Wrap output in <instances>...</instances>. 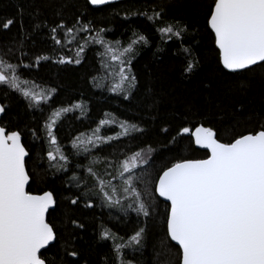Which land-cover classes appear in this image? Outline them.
I'll return each mask as SVG.
<instances>
[{"label":"snow or ice","instance_id":"1","mask_svg":"<svg viewBox=\"0 0 264 264\" xmlns=\"http://www.w3.org/2000/svg\"><path fill=\"white\" fill-rule=\"evenodd\" d=\"M112 2L87 0V4L92 6ZM66 7L67 4L62 5L58 15H62ZM201 7L204 10V31L214 43L216 79L221 85L230 83L238 91L244 90L247 77L243 74L253 72L255 68L264 69V0H207V4ZM137 14L144 15L149 21H163L164 12L161 9L153 11L151 15L147 11ZM19 15L23 16L22 8ZM82 17L83 13L77 14L71 26L61 20L50 27V40L63 47V41L75 43L77 33L92 32L93 21L83 22ZM15 22V18H7L3 22V29H9ZM20 27L23 31L22 23ZM41 27L37 23L34 30ZM191 27L186 21L173 18L156 30L170 40L177 38L183 45ZM61 31L64 33L63 40L59 36ZM104 31L100 28L91 41L84 39L82 44H78L74 60L61 55L55 62L80 64L89 43L101 44L112 53L113 60L119 59L101 37ZM133 35L137 39L123 49L124 53L132 55L127 60H120L119 83L110 89L123 93L124 100L131 99L134 91H139L138 76L132 70L135 55L133 45L148 44L144 35ZM26 38L22 37L21 46ZM11 51L8 49L0 57V85L18 92L28 101L30 108L47 103L57 90L30 89L27 86L29 82L21 80L18 68L31 65H23L22 60L13 64L5 59ZM183 53L185 65L182 74L185 78H191L200 68L201 60L190 44L183 48ZM26 55L21 53V56ZM50 59L52 57L49 55H36L34 63L39 66L41 61ZM234 77L241 79L236 81ZM210 87L211 81L203 82L204 89ZM147 91L150 94L151 87ZM194 107L189 104L179 113L177 131L170 143L177 144L178 138L188 136L189 147L194 145L193 151L206 150L204 157H177L156 171L155 175L144 167L154 159L152 153L155 149L150 145L147 151L141 147L131 156H126L114 172L108 171L113 167L111 161L102 171L96 168V160L89 159L87 164L76 161L75 168H82L86 175L78 177L74 173L70 177L81 188V194L71 199L70 203L78 205L84 199V206L93 208L92 197H96L103 207L115 209L125 218L129 212L135 213L137 218H149L154 213L159 215V197L166 202L165 240L161 243L168 252L173 248L176 250L175 258L169 264H264V124L258 129L242 133H237L235 127L226 129L232 135L228 140H223L220 129L211 121L201 120L198 124H191L192 117L201 115ZM75 109L83 110V105L76 103L71 107L54 109L45 121L47 142L52 149L47 152V160L49 168L54 169L55 173L67 172L73 165L69 155L61 151L54 129H57L63 114ZM2 113H6L4 104H0ZM240 115L239 112H233L234 117ZM100 123L103 125L105 121ZM206 123L208 126H205ZM119 127L122 129L120 136L143 134L145 131L138 124L127 121L121 122ZM170 131V126L159 129L162 135H168ZM22 135L21 131L9 130L0 124V264H78L77 258L81 252L74 243L78 234L72 233L70 239L61 245L60 230L47 218L50 209L55 212L57 206L54 192L41 189L33 193L26 190L33 180V174L27 170L26 157H30V152L22 143ZM111 139L101 136L97 128L86 141L79 137L72 141V147L76 149L72 155H83L79 150L83 147L84 152L91 157L93 148L99 150L100 145L110 143ZM138 168L142 169L140 174L136 172ZM113 180H119L120 183L114 184ZM70 224L76 229L86 227L75 219H70ZM146 234L147 227L141 226L124 243H117L124 237H117L105 228L99 233L98 239L113 240L117 264H140L138 259L126 258V253L122 255V249L140 252L142 256V250L146 247ZM49 252L52 253L51 258L46 255Z\"/></svg>","mask_w":264,"mask_h":264},{"label":"trees","instance_id":"2","mask_svg":"<svg viewBox=\"0 0 264 264\" xmlns=\"http://www.w3.org/2000/svg\"><path fill=\"white\" fill-rule=\"evenodd\" d=\"M65 4L68 7L63 9L62 15H58L61 6ZM206 4L207 0H121L92 7L87 4V0H0V57L11 49L5 59L13 64L22 60L23 65H31L18 68L20 78L29 82L27 86L40 91H50L52 88L57 90L47 103L30 108L28 101L18 92L0 85V104L6 105V113L1 114L0 123L9 130L23 133L22 143L30 152V157H26L27 170L33 174L27 191L36 193L42 189L54 192L57 206L55 212L50 209L47 218L60 230L61 245L70 239L72 233L78 234L74 241L81 252V256L77 258L78 264H84L85 261L87 264H117L113 240L98 239L99 233L105 228L110 229L117 237H124V240L116 241L124 243L138 227H147L146 247L142 250V256L140 252L122 249V255L126 253V258L138 259L140 264H169L174 260L176 250L173 248L168 252L161 243L165 240L166 202L159 197V215L154 213L149 218H137L133 212H129L125 218L115 209L103 207L96 197H92L93 208L85 207L84 199L78 205H72L70 200L81 194V188L70 177L74 173L78 177L86 175L82 168H75L76 161L87 164L89 159L96 160V168L100 171L111 161L113 167L108 171L114 172L115 167L126 156H131L141 147L147 151L150 145L155 149L152 153L154 159L144 167L155 175L156 171L177 157H204L205 150L193 151L195 146L189 147L188 136L178 138L177 144L170 143L177 131V117L189 104L194 105V110L201 113L200 116L191 118V124H198L201 120L211 121L220 129L223 140H228L232 135L226 129L235 127L237 133H242L258 129L264 124V69L255 68L253 72H245L243 76L247 77L246 87L242 91H238L234 84L219 83L214 75V43L204 31V10L201 5ZM21 8L22 17L19 15ZM161 9L164 12L163 21H149L144 15L137 14L147 11L151 15L153 11ZM79 13H83V22L93 21V31L77 33L75 43L63 41V47L55 45L48 35L50 27L61 20L71 26ZM7 18H15L16 22L5 30L2 25ZM173 18L186 21L192 26L183 45L177 38L170 40L156 30ZM37 23L42 27L34 30ZM100 28L105 29L101 33L105 43H118L127 48L132 40L137 39L134 33L144 35L148 40L147 45H133L135 55L132 70L138 76L139 91H134L129 100L123 99V93L110 90L113 83L106 76L108 58L106 49L101 44L89 43L81 56L80 64L55 62L61 55L74 60L78 44H82L84 39L91 41ZM63 35L61 31L59 36L62 40ZM25 36L27 38L23 39L21 46L20 41ZM189 44L201 60V66L196 75L185 78L182 74L185 65L183 48ZM21 53L27 55L21 56ZM36 55H49L52 59L41 61L37 66L34 63ZM129 55L132 53H128L125 59ZM233 79L239 81L241 77ZM205 81H211L209 89L203 88ZM148 87L152 89L150 94ZM76 103H81L83 110L75 109L63 114L57 129H54L61 151L69 155L73 165L67 172L55 173L54 169L49 168L47 160V152L52 149L47 142L45 121L54 109L71 107ZM233 112L241 115L234 117ZM105 119L109 120L100 128V132L112 137L110 143L100 145L99 150L93 148L91 157H88L83 147L79 149L83 155H72L76 151L72 147V141L77 137L82 140L81 136L95 129ZM113 119L136 123L145 131L143 134L133 133L132 136L114 135L121 131H118ZM169 126L171 131L168 135L159 133L160 128ZM205 126H208L207 123ZM117 136L119 139H116ZM136 172L140 174L142 169L138 168ZM88 179L91 184V179ZM114 182L120 183L118 180ZM70 219H75L86 227L76 229L70 224ZM46 255L51 258L52 253Z\"/></svg>","mask_w":264,"mask_h":264},{"label":"rangeland","instance_id":"3","mask_svg":"<svg viewBox=\"0 0 264 264\" xmlns=\"http://www.w3.org/2000/svg\"><path fill=\"white\" fill-rule=\"evenodd\" d=\"M107 44L111 46V48L115 51L116 56L119 57V59H117V60H113V59H112V53L106 50V56H107V58H108V59H107L108 62H107V68H106V72H107L106 76H107V78H109V79L111 80V82L113 83V86H114V85H116V84L119 83V75H118V73H119V68H120V60H127V59H125V58H126V56L128 55V53H127V54L124 53V52H123V49H124L125 47H122V46H121L120 44H118V43H107ZM21 80H23V79H21ZM28 87H29L30 89H33V88H34V87H32V86H28ZM36 89H37V88H36ZM37 91H40V90L37 89ZM108 120H109V119H105V120H104V121H105L104 124H106V123L108 122ZM113 120H114V125H116V126L119 128L118 131H121V132H122V129L119 127V124H120L121 122H123V121L116 120V119H113ZM106 121H107V122H106ZM109 122H110V121H109ZM104 124H103V125H104ZM103 125L100 124V125H98L95 129H93V130H91L90 132H88L87 134L81 136V138H83L82 140H83V141H86L89 137H92V136H93V132H94V130H96L97 128H99V134H100L101 136H104V135H102L101 132H100V128H101ZM121 132H116L114 135L120 134ZM104 137H108V136H104ZM125 175H127V174H125ZM114 181H115V180H113V183L116 184V182H114ZM118 182H120V181L118 180Z\"/></svg>","mask_w":264,"mask_h":264},{"label":"water","instance_id":"4","mask_svg":"<svg viewBox=\"0 0 264 264\" xmlns=\"http://www.w3.org/2000/svg\"><path fill=\"white\" fill-rule=\"evenodd\" d=\"M117 1H121V0H113V2L112 3H114V2H117ZM92 6V5H91ZM92 7H97V6H92ZM0 118H1V114H0ZM1 124V123H0ZM193 130H194V128H193ZM202 150H204V149H202ZM206 151V150H205ZM28 186V185H27ZM27 186H26V190H27ZM161 200H162V198H160ZM174 243V242H173Z\"/></svg>","mask_w":264,"mask_h":264}]
</instances>
